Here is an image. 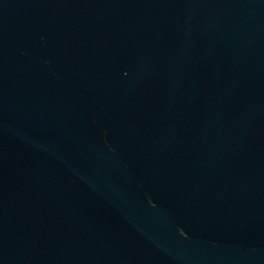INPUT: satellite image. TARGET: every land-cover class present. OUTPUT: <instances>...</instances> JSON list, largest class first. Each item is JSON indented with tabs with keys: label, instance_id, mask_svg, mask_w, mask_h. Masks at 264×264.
<instances>
[{
	"label": "water",
	"instance_id": "obj_1",
	"mask_svg": "<svg viewBox=\"0 0 264 264\" xmlns=\"http://www.w3.org/2000/svg\"><path fill=\"white\" fill-rule=\"evenodd\" d=\"M0 264H264V0H0Z\"/></svg>",
	"mask_w": 264,
	"mask_h": 264
}]
</instances>
